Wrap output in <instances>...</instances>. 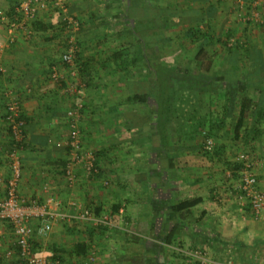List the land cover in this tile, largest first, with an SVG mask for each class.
Segmentation results:
<instances>
[{
  "label": "crops",
  "instance_id": "1",
  "mask_svg": "<svg viewBox=\"0 0 264 264\" xmlns=\"http://www.w3.org/2000/svg\"><path fill=\"white\" fill-rule=\"evenodd\" d=\"M20 1L0 0V14L17 17ZM136 1L127 6H149L141 0L137 6ZM108 2L70 1L71 13L81 22L76 56L79 76L74 77L62 63L67 32L52 10H42L36 20L27 23L30 35L26 30L14 31V39L6 44L0 59L4 69L0 72V176H10L12 141L6 112L9 98L16 97L27 135L21 151L22 201L48 202L53 209L71 213L82 208L99 215L109 213L115 221L110 228L89 220L55 219L46 232L34 220V251L59 264H195L181 250L203 248L211 257L229 264H264V217L255 218L242 195L243 162L239 159L242 153L250 154L257 188L264 193V25H259V73L250 74L259 82V106H245L238 132L235 117L227 115L230 121H223L215 132L212 151L205 152V143L202 147L197 139L177 137L170 141L175 149L168 152V141H161L159 135L153 140L148 135L139 143L135 137H120L123 130H129V123L113 120L120 112L113 99L126 92L122 82H115L107 96L98 91L96 70L101 47L82 36L92 19L104 16ZM235 2L243 6L252 0ZM118 4L121 6L122 0ZM259 4L264 14V0ZM141 32L148 35L146 29ZM8 36L7 25L0 22V42H6ZM82 63L89 65V84L80 73ZM54 70L64 76L61 83L52 79ZM80 81L84 83L86 109L81 111L80 120L83 151L96 155L98 171L88 174L78 166L74 181L69 182L64 174L66 142L70 117L80 100L71 85ZM101 98L111 101L105 106ZM240 109L233 114H239ZM188 199H197V203L174 211V205ZM10 226L0 221V264H22ZM172 230L175 234L169 243L166 236ZM84 241L89 242L87 249L80 246Z\"/></svg>",
  "mask_w": 264,
  "mask_h": 264
},
{
  "label": "rangeland",
  "instance_id": "2",
  "mask_svg": "<svg viewBox=\"0 0 264 264\" xmlns=\"http://www.w3.org/2000/svg\"><path fill=\"white\" fill-rule=\"evenodd\" d=\"M118 1L120 0H110L104 16H96L97 18L92 19V23L87 26V32L83 33L82 37L89 42H99L101 51L98 52L102 55L100 59L106 60L105 62L110 65H105L101 60L97 61L96 73L99 80L97 87L100 95L107 96L106 91L116 87L115 82L119 81L126 90V92L118 90L121 97L113 99V104L120 106V112L113 115L114 122H128L129 126L131 125L128 133L123 130L120 137L126 136V139L135 137L136 142L139 143L144 139L147 140L148 135L152 137L157 135V124L153 120L152 113V110L156 109L155 98L150 97L148 103L131 101L129 92L130 81H134L133 88L137 93H145L148 90L147 85L156 81L155 56L175 64L181 72L205 76L213 81L211 87L201 90L197 95L188 90L180 94L177 102L178 110L171 124L172 128H177L172 137L175 140L178 133H181V136H187L186 140L197 139L203 147L207 139L213 141L215 139V135L208 136L210 125L213 123L211 116L215 118L218 113L227 123L230 121L227 115H230L237 121L238 114H228L227 102L234 101L233 112L239 110L240 104L234 99L235 96L226 98L225 90L234 92L237 90L238 99L246 98L248 106L258 101L257 88L246 86V78L240 77L239 85L230 89L223 87L225 83L222 70L229 66L231 50L235 47L239 50L238 73L243 76L251 62L250 56L255 51L259 55V25H264V14L259 12V0H252V3L244 2L243 6H238L235 0H141L150 6L145 9L138 6L140 0L135 2L138 7L127 6L128 2L133 5L134 0H122L121 6ZM197 28L201 30V35L193 38L191 31ZM144 29L148 31L147 36H160L162 41L147 43L144 46L142 37L145 34L141 32ZM139 45L145 48H142L143 59L136 67L131 64V60ZM115 51H122V58L114 59ZM212 70L217 71L218 75L211 76ZM176 84L177 82L174 81L172 87ZM101 99L102 105L105 106L111 101V98ZM180 107L183 108V112ZM84 108L83 110H86ZM209 110L215 111L214 114L209 113ZM100 114L103 120L105 110ZM82 116L81 113V118ZM199 122L203 124L202 131L198 128ZM190 128L194 131L197 129V132L191 134ZM217 131L218 127L215 132ZM10 227L13 230V227ZM234 264L237 263L234 261Z\"/></svg>",
  "mask_w": 264,
  "mask_h": 264
},
{
  "label": "built area",
  "instance_id": "3",
  "mask_svg": "<svg viewBox=\"0 0 264 264\" xmlns=\"http://www.w3.org/2000/svg\"><path fill=\"white\" fill-rule=\"evenodd\" d=\"M71 0H21L16 5L17 17L8 18L0 14V22L7 25L8 39L0 42V59L5 46L13 41L14 31L26 30L30 33L27 23L37 19L42 10H52L58 15L60 26L67 32L65 49L62 53V63L67 66L74 77L78 75L76 56L79 48L78 35L81 30V22L70 11ZM260 12V10H259ZM260 14V13H259ZM30 35V34H28ZM4 71L0 65V72ZM79 76V75H78ZM51 77L58 83L64 79L62 73L54 70ZM71 90L79 97L76 109L73 111L69 121V132L67 137L68 156L64 165V174L69 182L75 179V169L82 166L86 173L93 174L98 171L97 157L92 152L84 153L82 133L80 127L81 111L84 108V83L71 85ZM6 121L8 124L12 146L8 153L10 176L8 179L0 176V221L7 222L13 227L16 236V246L21 261L24 264H59V261L49 259L34 251L32 243L33 228L31 222L37 220L43 231H50L55 219L72 221L75 219L89 220L96 226L114 227L115 221L109 213L97 214L90 209L82 208L76 213L69 211H58L53 209L48 202L22 201L19 194V184L22 178L23 165L21 151L26 145V120L23 117L19 99L9 98L7 103ZM215 142L207 139L205 148L212 151ZM239 159L243 162L240 189L242 195L248 201L252 215L255 218L264 217V193L258 190V180L252 171L254 162L249 153H242ZM195 264H229L215 259L207 254L203 248L183 251Z\"/></svg>",
  "mask_w": 264,
  "mask_h": 264
},
{
  "label": "trees",
  "instance_id": "4",
  "mask_svg": "<svg viewBox=\"0 0 264 264\" xmlns=\"http://www.w3.org/2000/svg\"><path fill=\"white\" fill-rule=\"evenodd\" d=\"M58 24L59 25L61 24L60 21ZM191 34L193 38H196L198 35H201V30L199 28L192 29ZM207 38H206V41H207ZM142 39L146 45L147 43H152V42L160 43L162 41L160 36H154V35H151V36L145 35L142 37ZM142 48L143 46L141 45H139L136 48L134 57L131 60V64H134V66L136 67L143 59V49ZM238 52L239 50L236 47L234 48V50L233 49L231 50V58H230L229 66L225 67L222 70L223 72L222 78H223V82L225 83L223 87L225 88L228 87V89H230L233 86L239 85L241 78L244 79L246 78V76L250 74H255L256 72L259 73V63H258L259 55H257L256 51L249 58L251 62L248 65V70L246 74L243 76L240 73H238L239 72L238 70L240 69V64L237 61V57L239 54ZM122 56H123L122 51H115L113 54V57L116 60L122 58ZM124 62L127 63L126 61ZM155 63H156V81L147 85L148 90L145 93H137L133 88V85H135L134 81L133 82L130 81L131 82V83L129 82V91H130V96H131L130 100L140 101L142 103H148L150 97L155 98L156 109H153L152 113L154 117L153 120L157 124V130H158L157 135L160 136L161 141H164V140L168 141L167 150L168 152H170L171 150L175 149L174 146L170 144V141L173 137L174 130L176 131L177 128L176 129L172 128L171 124H172V120L174 119L173 116L178 110L177 102L179 100L178 98L180 94L183 91L188 90L189 92L197 95L201 92V90L207 87H211L213 85V81L212 79L206 78L205 76L204 77L207 80L201 75L197 76L194 74H190L188 72H183V71L181 72L178 70L175 64L162 60V57L155 56ZM88 69H89L88 63H82L80 73L84 76V78H86L84 80L86 84H89L88 83V75H89ZM213 75L214 76L218 75L217 71L212 70L211 76ZM250 78H251L250 80L245 79L246 86H254L255 88H259V82L255 81V76H251ZM174 81L177 82V84L174 87H172V85L174 84ZM225 91L226 92L224 93V95L226 96V98L231 97V95L235 96L234 99L236 101L238 100V104H240L241 109L239 108L240 112L237 116V123L235 127L236 131L238 132V129L241 127L242 122H243V111H244L245 106L247 105V99L241 98L239 100L238 99L239 93L237 92V90L235 92L230 91V90H225ZM261 99L264 101L263 97H261ZM227 103L229 104L228 114H231L233 113L232 108L235 103L234 101L233 102L229 101ZM254 106H259V98H258V101L254 103ZM179 109L181 110V112H183L182 107H180ZM214 112L215 111L209 110V113L211 114L212 113L214 114ZM211 118L213 120V123H211L209 131H208L209 137L214 136L216 127L219 128L221 124L223 123V118L220 115H218V113H216L215 118L213 116H211ZM198 125H199L198 127L199 130L202 131L204 128L202 122H199ZM129 129H131V125L129 126ZM189 132L191 134L192 133L194 134V132H197V129L194 131L193 129L190 128ZM178 134H179L178 135L179 139H184L185 137H187L184 135L181 136L180 135L181 133H178ZM153 138L154 137L151 136L152 140ZM204 150L205 152H209L206 148H204ZM196 203H197V199H191V200L188 199V200L178 203L177 205H174L173 209L175 212H180L181 210L189 208ZM174 234H175L174 230L168 233V235L166 236L167 242L169 243L172 242ZM88 245H89V242L84 241L81 243L80 246L87 249Z\"/></svg>",
  "mask_w": 264,
  "mask_h": 264
}]
</instances>
